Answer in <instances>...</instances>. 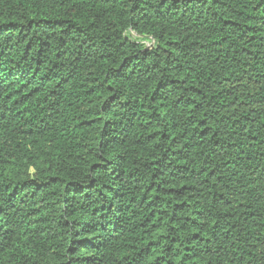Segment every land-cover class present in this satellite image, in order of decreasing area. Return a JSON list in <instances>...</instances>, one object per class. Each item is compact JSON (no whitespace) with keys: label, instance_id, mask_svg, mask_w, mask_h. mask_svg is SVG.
Listing matches in <instances>:
<instances>
[{"label":"trees","instance_id":"1","mask_svg":"<svg viewBox=\"0 0 264 264\" xmlns=\"http://www.w3.org/2000/svg\"><path fill=\"white\" fill-rule=\"evenodd\" d=\"M0 264H264V0H0Z\"/></svg>","mask_w":264,"mask_h":264},{"label":"rangeland","instance_id":"2","mask_svg":"<svg viewBox=\"0 0 264 264\" xmlns=\"http://www.w3.org/2000/svg\"><path fill=\"white\" fill-rule=\"evenodd\" d=\"M131 34V36H133V37H138L136 34H134V33H130ZM145 43L148 45V46H150V45H153V41H150V40H145Z\"/></svg>","mask_w":264,"mask_h":264}]
</instances>
